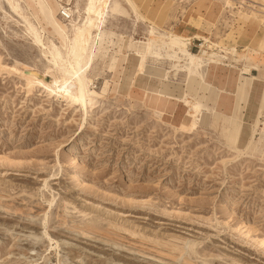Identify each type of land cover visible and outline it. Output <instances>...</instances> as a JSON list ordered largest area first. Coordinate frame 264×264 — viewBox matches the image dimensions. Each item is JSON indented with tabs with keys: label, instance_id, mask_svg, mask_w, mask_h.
<instances>
[{
	"label": "rangeland",
	"instance_id": "obj_1",
	"mask_svg": "<svg viewBox=\"0 0 264 264\" xmlns=\"http://www.w3.org/2000/svg\"><path fill=\"white\" fill-rule=\"evenodd\" d=\"M133 1L154 33L123 0H49L73 28L80 65L100 35L83 107L12 71L52 67L47 41L66 58L47 11L0 0V264H264V40L229 46L255 29L264 39V0H234V10L223 0ZM202 12L218 16L206 22ZM191 16L205 35L182 29ZM176 41L214 62L199 72L177 53L155 62ZM145 47L150 61L132 78L129 57ZM240 66L239 82H261L235 87L239 102L223 99L232 109L223 112L215 104L226 91L209 79L222 71L221 84H231L229 69ZM154 92L169 99L156 104ZM171 249L175 257L160 253Z\"/></svg>",
	"mask_w": 264,
	"mask_h": 264
},
{
	"label": "bare ground",
	"instance_id": "obj_2",
	"mask_svg": "<svg viewBox=\"0 0 264 264\" xmlns=\"http://www.w3.org/2000/svg\"><path fill=\"white\" fill-rule=\"evenodd\" d=\"M25 2V0H22ZM27 3H31L32 5H35V3L38 4V13L41 11H47L49 17H44V19H51L52 25H54L57 29V35L55 37V44L58 45L63 51L64 58H66V61H58L56 58V49H54L53 44L49 43V41L43 44L46 46L47 53L50 54L51 58L53 59V66L47 68L45 72H42L43 74H40L39 70H22L17 67H13L12 71L15 74L18 75H25L29 77L30 79L34 80L36 84H38L40 87H42L45 91H47L50 95L56 96L58 99H62L64 101H68L69 103H79L83 107H86L87 100H91L92 91L88 89L87 87V72L90 67V64L93 60V56L95 53V49L98 46L100 35L96 34V40L93 42L92 50L90 51L87 60L82 62V65L79 64V62H76V56L79 54V47L76 45H73V41L71 39V34L73 31L72 27H68L67 25H62L61 22L58 21L57 16L55 15V9L54 6L49 2V0H26ZM129 7V10L131 14L135 15L137 18L143 20L144 22H148L150 24L149 29L147 30L149 33H154L155 28H157L156 24L152 23L151 21H147L146 18L140 13L139 8L135 1L133 0H123ZM234 0H223V5L227 7L229 10H234ZM243 2H251L252 0H242ZM26 4V3H25ZM107 5V11L109 9L110 4ZM43 13V12H42ZM72 11L68 9L65 6L60 5V17L65 19H71L72 17ZM264 16V15H263ZM68 21V20H67ZM261 22H264V17L261 18ZM74 26V25H72ZM98 25L97 29L101 30V27ZM42 32L44 33V39H45V29L43 27ZM163 32L167 35H170V32L164 31ZM162 35V34H161ZM164 36V35H163ZM164 38H169L164 36ZM43 39V40H44ZM208 40L206 39V42ZM94 48V49H93ZM166 52V53H165ZM168 53H177L180 57V60H183V62L197 67V70L199 72V67L202 66L203 62L205 60L212 61V58H204V53L194 54L191 53L188 49L185 48L184 45H181L179 42H171L168 44L165 50L161 52H157L155 55H151L152 58L156 59L155 62L158 60H171V55ZM72 54L75 56L72 57ZM62 57V56H61ZM130 61L127 63L128 66L126 68V72H129V75L134 78V75L136 74L138 69H142L145 66L147 67V63L149 60V55L147 54L146 47L143 51H138L134 54V56L129 57ZM136 58V59H134ZM62 59V58H61ZM159 62V61H158ZM176 66V69L179 67V65H173V69ZM56 71V73L54 72ZM249 71L245 69V73H248ZM50 74L52 77L51 81H47L45 79V75ZM191 73L189 72V75ZM203 80V75L200 76ZM90 84V83H89ZM243 84L240 83L239 88H241ZM157 98L152 100L156 104L160 103L162 100H165L166 97L158 94L155 95ZM200 113V112H199ZM197 114V116L199 115ZM197 120V117L194 119ZM259 121V120H258ZM257 121V122H258ZM254 125V124H253ZM252 125V126H253ZM256 128V127H255ZM254 128V129H255ZM253 130V129H252ZM239 132V131H238ZM254 132V131H253ZM247 135V129H243L241 132L234 135L235 139L234 141L236 144H238V141L242 140V138ZM237 146V145H236ZM237 147L235 148L234 152H236ZM74 176V175H73ZM86 233V232H85ZM173 249V248H172ZM172 249L164 253L160 251V253L167 255L168 257H175L174 252ZM166 250V249H165ZM161 254V255H162ZM167 258V257H165ZM172 260V259H171ZM176 260V259H173ZM187 264V263H186Z\"/></svg>",
	"mask_w": 264,
	"mask_h": 264
},
{
	"label": "crops",
	"instance_id": "obj_3",
	"mask_svg": "<svg viewBox=\"0 0 264 264\" xmlns=\"http://www.w3.org/2000/svg\"><path fill=\"white\" fill-rule=\"evenodd\" d=\"M193 4L195 3V1L194 2H192ZM222 9H220V11H221ZM220 11L218 12V14L220 13ZM201 14H203L202 15V17L203 18H205V21L206 22H213L215 19L214 18H216L217 16H218V14H216L215 16H210V15H206V12H202ZM212 17H214V18H212ZM191 18H194V19H198V17H196V16H191V17H188V19H187V22H185V25L187 26V25H189V26H185L184 28H182V29H185V30H188V32H191V33H194V32H199V33H201V34H204L205 35V33H204V30L201 28V27H198V26H196V25H191V23H190V19ZM249 30V29H248ZM258 31H259V29L257 30V29H255V30H252L251 32V37H249V38H247V39H245V40H238L237 42V44H233V42L232 43H230V45L229 46H236V48L238 49V50H247V49H249V48H256V49H259L260 48V44L263 42V37H260L259 35H258ZM208 36V35H207ZM210 37V36H209ZM211 39H212V37H210ZM197 40H200V39H197ZM201 41V40H200ZM206 41V40H205ZM208 42H205L204 44H202V49H204V50H207V49H209V48H211L210 46L211 45H209V43L207 44ZM205 46H207V47H205ZM204 50H203V52H204ZM209 55V53L207 54H205V57L206 56H208ZM204 57V58H205ZM258 58H259V61H260V63H261V67L264 69V51L262 50L261 51V54L258 56ZM212 62H214V59H212ZM194 67V66H193ZM224 68H227V67H224ZM243 68H245L244 66H240V69L239 70H233V68H231V69H229L230 70V74L232 75V76H230V80H233L232 81V86H231V84L230 83H224V84H221V81H220V74L222 73V71H218L217 73H216V75H217V78L216 77H212V78H210V76H211V74L209 73V77H208V79H209V81L213 84V87H215V88H220V87H223L224 89H225V91H226V93H221L220 95H219V97H218V99H217V101H216V104H215V106H219V109H221L223 112H227V113H230V111L232 110V109H234L235 108V106L237 105V103L239 102V97L238 96H236V94L234 93L235 92V87L239 90V89H243V88H245L246 86H248L249 87V89H254V88H252V87H256L261 81L259 80V79H255L256 81L254 82H248L247 80H244V81H238V78H239V76H240V73H241V70L243 69ZM249 72H250V69H247ZM249 72L248 73H245V75L246 76H250L249 75ZM190 75H189V79L192 77V76H194V77H196L194 74H192V72L190 71ZM212 73V72H211ZM251 74L252 75H254V76H256V75H258V71H256V70H254L253 68L251 69ZM225 76H229V75H225ZM197 78V77H196ZM201 78V77H200ZM199 78V79H200ZM260 78H262V79H264V75H261V77ZM200 81L202 82V83H204L205 84V82H204V80L201 78L200 79ZM260 81V82H259ZM240 83L241 84H243V86L241 87V88H239V86H240ZM263 84V83H262ZM258 87V86H257ZM147 92V91H146ZM147 93H149V92H147ZM149 94H152V93H149ZM158 94H160V95H162V96H164V97H166V95L165 94H161V93H157V92H154V94L153 95H158ZM251 96V95H250ZM249 96V97H250ZM257 96H258V99H259V101H261V103L263 102V99H264V90L260 93V94H257ZM226 98H229V103H230V105H231V110L229 109V108H227V106H226V104L224 105V106H222L221 104H220V102H222V100L223 99H226ZM251 98H252V96H251ZM166 99H169L168 97H166ZM250 102H251V100H249V102H248V106L247 107H245V111H247V112H249V114L248 115H250ZM241 104H244V102H240Z\"/></svg>",
	"mask_w": 264,
	"mask_h": 264
}]
</instances>
